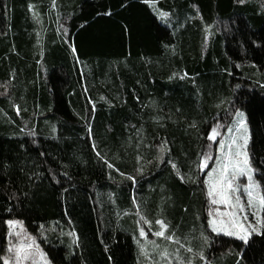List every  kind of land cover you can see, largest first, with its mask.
<instances>
[{
    "label": "trees",
    "instance_id": "1",
    "mask_svg": "<svg viewBox=\"0 0 264 264\" xmlns=\"http://www.w3.org/2000/svg\"><path fill=\"white\" fill-rule=\"evenodd\" d=\"M156 8L171 13L167 23L143 0H0V256L14 219L52 264H151L137 243L138 203L197 251L200 233L209 235V264H236L240 251L241 264H264V237L245 246L213 233L203 184L182 182L167 163L202 181L195 163L210 155L207 134L238 107L264 187V0H157ZM219 79L232 95L220 110ZM143 226L149 236L159 227Z\"/></svg>",
    "mask_w": 264,
    "mask_h": 264
},
{
    "label": "snow or ice",
    "instance_id": "2",
    "mask_svg": "<svg viewBox=\"0 0 264 264\" xmlns=\"http://www.w3.org/2000/svg\"><path fill=\"white\" fill-rule=\"evenodd\" d=\"M143 2L149 4L157 12L159 19L165 23L168 22L171 13L158 10L156 8L157 0H143ZM245 2L246 0H237V3L241 5ZM52 6L56 7V0H52ZM32 7L30 4L29 8L31 9ZM111 14L110 10L105 13V15ZM75 50V47H73L74 52ZM175 75L177 74L173 73V76ZM187 75L188 73L185 72L184 76ZM171 78L169 77V79ZM0 87L5 88V93L0 94H6L7 84L0 85ZM239 87L240 85L237 84L236 88ZM15 107L17 114H19L21 111L19 105ZM226 119L230 121L228 124H222L217 121L207 134V140L216 145V151L219 155L210 156L207 151H202L198 154L195 169L197 172L204 173L202 181L199 176L182 173L174 161L168 160L167 163L176 171V175L182 182L203 184L211 206L208 211V226L211 231L217 236L223 234L228 237H234L247 246L252 241L253 236L264 237V187L254 175L257 169L252 165L251 155L248 150L251 132L248 128L245 111L241 108L233 107L231 112L226 113ZM190 127L195 128V122ZM221 128L226 130L225 133H221ZM88 131L89 133L92 131L90 125ZM30 134L35 135V133ZM166 145V140L157 145L158 155L156 160L159 163L165 162L164 153L170 151ZM93 148H96L95 144H93ZM96 154L101 156L98 151ZM101 158L103 159L104 157L101 156ZM142 159L143 157L137 156L138 161ZM210 160L213 161L212 166L208 163ZM148 163H151V161H148ZM107 166L115 168L121 176L129 180H136V176L122 172L112 163H107ZM137 171L143 174L144 169L141 167ZM63 175L66 176L67 173L65 172ZM241 178L246 179V182L242 183ZM52 179H55V176ZM56 182L59 183V180H56ZM136 209L137 214L140 215V220L137 221V224L140 225L139 236L143 237L146 242L141 243L137 240V243L140 246L141 254L146 257L147 261H150L151 264H196L198 258L203 264H209L208 258L204 253V247L211 246L209 243L211 237L209 235L204 232L200 233L203 245L197 251L191 246L188 236L180 237L177 235L162 213L152 220L141 213L138 203L136 204ZM11 210V207H9L8 211ZM6 224L9 226V236L12 237L14 235L17 239L9 241L6 253L0 256L2 264H28V262L30 264H52V260L48 258V253L41 248L36 237L25 233L22 228V221L8 219ZM144 224L148 225L149 229H152L153 225L159 226L151 234L157 238H162L160 243L148 238L149 233L146 232ZM17 226H20V228L13 231ZM41 228H43V225H41ZM68 235L73 236V243L78 242L79 237L74 231L69 232ZM147 245H151V251L158 255L160 260H156L154 256L149 255ZM170 248L171 251L169 250ZM182 249L183 253H188L189 255H184L181 251ZM237 257L236 264H241L243 260L242 251L237 252Z\"/></svg>",
    "mask_w": 264,
    "mask_h": 264
},
{
    "label": "rangeland",
    "instance_id": "3",
    "mask_svg": "<svg viewBox=\"0 0 264 264\" xmlns=\"http://www.w3.org/2000/svg\"><path fill=\"white\" fill-rule=\"evenodd\" d=\"M238 67H239V69H241L242 70V72H243V77L244 78H249L250 77V75H249V73H248V71L245 69V68H242V65L241 64H238ZM236 76H238V75H236ZM243 83H244V81H238L237 82V84H239V85H243ZM215 85H216V89H217V94H216V96H215V99H217L218 100V102L216 103L215 102V106L216 107H218L219 108V110L220 109H222V108H225L228 104H229V102H230V100H231V97H232V95H231V85H230V82L229 83H225L222 79H219L216 83H214ZM242 109V108H241ZM243 110V109H242ZM244 111V110H243ZM231 112V111H230ZM247 120V119H246ZM217 121H220L222 124H228L230 121L228 120V119H226V114L225 115H223L222 116V119H219V120H217ZM216 124V122L213 124V126ZM249 128V127H248ZM220 131H221V133H225V129L224 128H221L220 129ZM250 143V142H249ZM248 150H249V145H248ZM209 152H210V156H212L213 154L214 155H219V153L216 151V145L215 144H212L211 145V148H209ZM252 162V161H251ZM212 164H213V161H212V163L210 164V166H212ZM252 165H253V163H252ZM253 167H254V165H253ZM255 168V167H254ZM207 171V170H206ZM255 178H256V172H255ZM257 179V178H256ZM258 180V179H257ZM241 182L242 183H245L246 182V179H244V178H241ZM210 205V204H209ZM210 207L211 206H209V208H208V211H209V209H210ZM208 211H207V214H208ZM209 219V218H208ZM251 219V218H250ZM148 226V225H147ZM20 228V226H17V228L16 229H14L13 231H15V230H18ZM22 228H23V230L25 231V233L26 234H31L32 236H35V235H33L32 233H30L26 228H25V226L22 224ZM149 228V227H148ZM151 231H153V230H151ZM36 237V236H35ZM8 238H9V241L10 240H12V241H15L17 238L13 235L12 237H10V236H8ZM149 239H152V240H156L158 243H160L161 242V239L162 238H157V237H155V236H149L148 237ZM36 239H37V242L39 243V241H38V238L36 237ZM139 240H140V242L141 243H146L145 242V240H144V238L143 237H140L139 238ZM166 243V242H165ZM9 244V243H8ZM40 244V243H39ZM41 246V245H40ZM148 246V245H147ZM8 247V246H7ZM41 248H42V246H41ZM43 249V248H42ZM170 251H171V248L169 249ZM182 251V250H181ZM183 253V252H182ZM185 255L187 254V253H184ZM153 255V254H152ZM146 258V257H145ZM28 264H30V262H28ZM197 264V263H196Z\"/></svg>",
    "mask_w": 264,
    "mask_h": 264
}]
</instances>
